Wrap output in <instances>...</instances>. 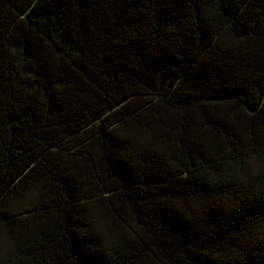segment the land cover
Segmentation results:
<instances>
[{"label":"trees","instance_id":"trees-1","mask_svg":"<svg viewBox=\"0 0 264 264\" xmlns=\"http://www.w3.org/2000/svg\"><path fill=\"white\" fill-rule=\"evenodd\" d=\"M0 264H264V0H0Z\"/></svg>","mask_w":264,"mask_h":264}]
</instances>
